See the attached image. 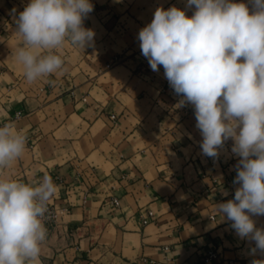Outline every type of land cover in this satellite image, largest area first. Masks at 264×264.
<instances>
[{"label": "crops", "instance_id": "crops-1", "mask_svg": "<svg viewBox=\"0 0 264 264\" xmlns=\"http://www.w3.org/2000/svg\"><path fill=\"white\" fill-rule=\"evenodd\" d=\"M91 2L84 26L94 30V46L83 51L66 42L59 51L65 71L28 83L14 58L22 45L14 17L29 0H0V124L26 136L23 155L0 169V178L51 177L57 191L49 202L63 211L45 224L39 264H199L209 250L218 252V264L261 259L250 252L254 242L240 239L215 211L239 187L233 141L216 159L202 154L194 107H176L181 96L162 66L151 70L137 39L158 7L190 17L195 6ZM236 2L251 12L250 0ZM147 210L156 218L145 225ZM253 219L264 227V216Z\"/></svg>", "mask_w": 264, "mask_h": 264}, {"label": "clouds", "instance_id": "clouds-1", "mask_svg": "<svg viewBox=\"0 0 264 264\" xmlns=\"http://www.w3.org/2000/svg\"><path fill=\"white\" fill-rule=\"evenodd\" d=\"M187 0L189 17L175 6L158 7L139 30L141 54L152 71L164 69L176 107H194L202 154L218 158L225 143L238 184L234 199L215 205L236 235L254 247L252 264H264V0ZM91 0H29L14 17L22 45L14 53L28 83L60 74L66 42L81 50L94 46L95 32L84 26ZM13 13L16 9L12 10ZM26 136L11 123L0 124V169L24 153ZM57 186L51 177L25 183L0 178V264H39L48 230L44 218ZM227 196V191L223 192Z\"/></svg>", "mask_w": 264, "mask_h": 264}, {"label": "built area", "instance_id": "built-area-1", "mask_svg": "<svg viewBox=\"0 0 264 264\" xmlns=\"http://www.w3.org/2000/svg\"><path fill=\"white\" fill-rule=\"evenodd\" d=\"M112 119H116V116L112 115ZM114 203L118 206L119 200L117 198H114ZM62 213L63 211L61 209L57 208L52 203L48 202V212L45 215L44 223L51 224L53 222H56ZM140 217H141L142 223L146 225V224H149L155 221L156 214L153 210H147V212L141 213ZM218 259H219L218 252L216 250H209L204 255V257L199 262V264H218ZM145 262H148L150 264H176L175 262H173V259L171 258H168L166 261H156L154 259L147 261L145 259ZM228 264H235V263L232 260H230Z\"/></svg>", "mask_w": 264, "mask_h": 264}]
</instances>
